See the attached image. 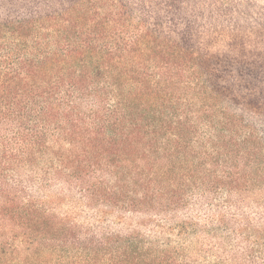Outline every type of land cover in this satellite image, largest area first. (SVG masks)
I'll list each match as a JSON object with an SVG mask.
<instances>
[{
	"label": "trees",
	"instance_id": "trees-1",
	"mask_svg": "<svg viewBox=\"0 0 264 264\" xmlns=\"http://www.w3.org/2000/svg\"><path fill=\"white\" fill-rule=\"evenodd\" d=\"M257 198L264 0H0V264H198L200 229L263 257ZM198 207L211 224H171ZM131 214L153 232L104 226Z\"/></svg>",
	"mask_w": 264,
	"mask_h": 264
},
{
	"label": "rangeland",
	"instance_id": "rangeland-1",
	"mask_svg": "<svg viewBox=\"0 0 264 264\" xmlns=\"http://www.w3.org/2000/svg\"><path fill=\"white\" fill-rule=\"evenodd\" d=\"M45 198L55 201L58 204L56 206L57 211L62 214L82 210L81 207L75 206L78 199L77 194L60 186L49 190ZM261 202V199L258 200V198L253 201L251 199L240 209L241 220L243 218L242 224H249L257 230L264 228V202ZM212 213L215 212L209 208H194L189 213L182 212L179 214L174 223L171 224L192 221L193 224H199L200 227L205 226L212 223V219H208L209 215L211 218ZM232 213H235L233 209ZM86 214L93 218L91 212H85L82 219L87 216ZM228 217L231 219L229 214ZM155 220V217L131 214L125 217L122 222H118L117 216H114L104 226L122 232L141 230L151 233L156 224ZM235 223L234 226L239 228V221ZM0 234L5 236L0 238V245L11 237L10 231L4 225H0ZM232 234L230 236L227 232H223L213 235L200 229V232L185 241L189 257L198 264H217V262L218 264H264V256L249 257L248 248L251 241L243 237L242 240L238 234Z\"/></svg>",
	"mask_w": 264,
	"mask_h": 264
}]
</instances>
